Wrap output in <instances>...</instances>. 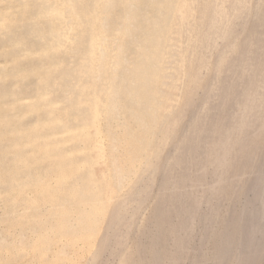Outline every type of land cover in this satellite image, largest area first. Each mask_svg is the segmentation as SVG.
<instances>
[{"label": "bare ground", "instance_id": "obj_1", "mask_svg": "<svg viewBox=\"0 0 264 264\" xmlns=\"http://www.w3.org/2000/svg\"><path fill=\"white\" fill-rule=\"evenodd\" d=\"M248 2L0 0V219L10 217L1 223L0 264H81L84 250L100 264V250L122 237L108 230H128L139 219L136 211L138 219L126 217L128 201L145 203L159 170L153 229L145 233L149 259L144 245L134 246L146 259L139 251L138 264L187 256L194 224L211 226L220 216L203 206H216L238 179L250 195L236 220L212 235L210 255L190 252L188 264L260 262L264 2ZM251 9L258 23L242 43L236 19L240 30ZM126 256L119 254L121 264L137 261Z\"/></svg>", "mask_w": 264, "mask_h": 264}, {"label": "rangeland", "instance_id": "obj_2", "mask_svg": "<svg viewBox=\"0 0 264 264\" xmlns=\"http://www.w3.org/2000/svg\"><path fill=\"white\" fill-rule=\"evenodd\" d=\"M249 2L247 3L248 4V6H249V3L251 2L253 5L251 6V7H253L256 3H255V1L254 0H248ZM254 2V3H253ZM250 3V4H251ZM248 6L246 7V8H248ZM249 8H250V6H249ZM251 12H250V17H249V19H247V21H248V23H246L245 25H246V27H245V29H243L244 28V26L243 27H241L240 28V30H239V19H236L237 21H238V23H237V29H238V31H240V32H242V30H245V32L243 31V35H241V37H240V34H238L239 32L237 31V33H235V34H237V36L239 37L238 39H242V41H240V42H242V43H244V41H245V38H246V36L248 35V33H250L251 31H252V29L254 30V28L256 27V26H254L255 25V23H253V22H256V25H257V23H258V18L257 17H255V16H251V14L253 13L252 12V9L250 10ZM252 15H254V14H252ZM253 17V18H252ZM251 18H252V20H251ZM256 18H257V20H256ZM235 20V19H234ZM237 21H235V22H237ZM252 21V22H251ZM253 25V28H252V25ZM248 25V26H247ZM251 25V26H250ZM249 27L251 28L250 30H249ZM247 29V30H246ZM245 33V34H244ZM242 36H244V37H242ZM240 39V40H241ZM220 47H221V45H220ZM218 49H219V47H218ZM218 49L216 48V51H218ZM215 51V52H216ZM209 65H211V64H209ZM212 66V65H211ZM208 67V65L206 66V68H205V71L207 72V73H205V74H207L208 76V78L207 79H209L211 76H212V71H213V66L212 67ZM247 70V69H246ZM246 70H245V72L244 73H246ZM242 71H244V68L242 69ZM212 73V74H211ZM210 74H211V76H210ZM210 76V77H209ZM214 78V77H213ZM215 79V78H214ZM214 79H212V78H210L208 81L210 82V80H214ZM207 82V81H206ZM208 82V83H209ZM202 88V87H201ZM201 88H199V90L197 91V94L198 95H196V99L195 100H198L199 101V99L198 98H200V97H202L203 96V93H202V91L205 89H203L202 88V90H201ZM202 94V96H201V94ZM198 96V97H197ZM197 101V102H198ZM197 102H195V104H197ZM187 117V116H186ZM184 119L185 120H187L185 117L183 118V121H184ZM182 121V124H184V122ZM186 123V122H185ZM185 125V124H184ZM241 128V129H240ZM242 128L245 130V127H239V129H240V132L241 133H243V132H246V131H244V130H242ZM238 129V130H239ZM239 132V133H240ZM242 135V134H241ZM263 141H264V138H263ZM163 147H165L164 149V151H163V157L165 156V154H164V152L167 154V150L168 151H171V149L170 148H172V145H171V143H169V142H167L166 144H165V146H163ZM237 152H239V151H237ZM236 152V154H238ZM169 153V152H168ZM240 153V152H239ZM167 156H169L168 154H167ZM162 157V155H161V158H158V160L159 159H164ZM168 158V157H167ZM166 157H165V159H167ZM238 160V161H240L241 162V160H242V157H241V155L239 154L238 156H233L232 157V160L234 161V160ZM158 160H156V161H158ZM162 160H160V161H162ZM236 160L234 161L235 163H236ZM232 161V162H233ZM237 161V162H238ZM162 162H164V161H162ZM161 162V163H162ZM166 162V161H165ZM233 162V164H235ZM160 162H158V164H159ZM160 163V165L162 166L164 163H162L161 164ZM232 164V165H233ZM159 165V166H160ZM234 166V165H233ZM235 167V168H234ZM234 167H232L233 168V170L234 171H238L239 172V170H237V166L235 165ZM159 168H162V167H158V169L156 168V170L158 171L159 170ZM149 171H151V169H149ZM156 171V172H157ZM160 171V170H159ZM158 171V172H159ZM146 172H147V170H146ZM145 172V173H146ZM158 172H157V174L155 173V175H154V173H152V176H156L154 179H153V177H152V182H153V180L155 181L154 183H152L151 184V186H150V183H151V180L150 181H148V189H149V187H150V189L148 190L147 189V191L149 192V197L150 198H148V196H147V198H146V200H145V203L143 202H140L138 199L136 200V199H133V201L131 200L130 202L132 203H130L129 201H128V207L129 208H127V214H129L128 216L126 215V217H128V219H129V216H134L133 217V219L132 220H136V219H134V218H137V216H138V220H136L135 221V223L133 222V221H131L130 222V224L128 225L127 224V227L128 226H130L132 223V225L130 226V228H128V230H127V228L125 227L126 225H124V227L123 228H120L121 229V231H119V232H117V231H115V232H113L112 231V228L110 227V229L108 230V228H107V230L110 232V234H111V232H112V235L111 236H115L114 234H116V235H118V236H122L121 237V239H120V242H118V239L116 238V237H112V238H114V239H116V242L118 243H116V242H114L113 241V239L111 238L110 239V246H105L104 248L105 249H101L100 251L103 253H101L100 255H99V257L100 258H98V263H100V264H121V261L120 260H122V257H121V259L119 260V254H122L124 257L127 255V253H128V251L127 250H129L130 252L128 253L129 255H128V257L126 256V258H129V256H130V254H131V256L133 255V253H134V255L132 256V258L131 259H133L134 258V260H131V262L133 261V263H134V261H136L135 263L136 264H138L137 262H141L140 261V258L144 255V253L143 252H148V247L147 246H149V236L148 235H146L145 233H149V232H151V229H153V228H151L153 225H151V224H153V217H154V215H153V211L156 209L155 207H157L156 205H157V201H155L156 200V196H155V198H154V195H156L157 194V192H158V190H157V182H160V180L158 181L157 179H160V173H159V175H158ZM161 172V171H160ZM238 172L236 173V172H234L235 174L234 175H238ZM144 173V174H145ZM149 172H147V174H148ZM146 175V174H145ZM158 175V176H157ZM209 176H210V174H208ZM208 175H207V179H209V177H208ZM144 176V175H143ZM139 180V178L136 180L137 181V183H136V185L138 184V182L140 181H138ZM145 180H147V179H145ZM157 180V181H156ZM143 181H141V182H139V183H142ZM150 182V183H149ZM154 184V185H153ZM139 185V184H138ZM241 186H242V181L240 180V179H238L237 180V182H236V184H235V186H234V188H233V190H232V192L230 191V193H224V194H222L223 196H220L218 199H217V202H216V206L214 205V207H212V205H207V204H205L204 206H203V210H211V208H212V210H214V212H215V214L217 215H219L220 214V216L218 217V218H215L214 220H213V222L211 223V226H210V224L209 225H203L202 226V224L201 223H199V224H194L195 225V230L193 229V232H192V235L193 234H195V235H193V236H191L189 239V242L187 241V252H188V255L186 256V254H184V256L183 255H181V256H179L178 257V259L176 258V263L175 264H188L189 262H190V260L189 259H191L190 257L193 255V253L195 254V253H197V254H200V253H203V255H206V254H209L210 255V252H211V250L213 251V248H214V236L216 237L217 236V234L219 235V233L221 234V232H223L224 231V229L225 230H227V229H230L231 228V222L232 221H234V220H236V218H235V216H236V210H238L239 209V207H240V205H241V203H242V199H245L244 198V196L246 195V196H249L250 195V193H246V194H241L242 193V191H241ZM235 188H236V191H235ZM235 191V192H234ZM156 192V193H155ZM150 194L151 195H153V196H150ZM148 199V200H147ZM136 202H137V204H136ZM140 203H142V204H140ZM154 204H155V206H154ZM135 205H138L137 206V208H136V206ZM154 206V207H153ZM211 207L210 209H209V207ZM206 207V208H205ZM208 207V208H207ZM154 208V209H153ZM214 208V209H213ZM216 208H218V209H216ZM1 209H2V201H0V212H1ZM215 209H216V211H215ZM229 209V210H228ZM157 210V209H156ZM211 210V211H212ZM220 211V212H218L217 213V211ZM134 211H136L137 213H138V215L135 217V213L134 214H132L131 212H134ZM228 211H229V214H228ZM234 213H233V212ZM213 212V211H212ZM156 213V212H155ZM132 214V215H131ZM231 214V215H230ZM215 215V216H216ZM7 216H9V215H7ZM110 216V215H109ZM107 217L108 219L110 218V217ZM222 216V217H221ZM233 216V217H232ZM5 217V219H7V217L6 216H4ZM4 217H3V219L0 221V225H2V224H4L3 222L5 221V219H4ZM219 218H220V220H219ZM230 218V219H229ZM8 219H10V217L8 218ZM7 219V220H8ZM232 219V220H231ZM146 220H148L149 222H146ZM217 220V221H216ZM220 221H222L221 223L223 224V226H222V224L221 223H219ZM226 221V222H225ZM6 222V221H5ZM216 222V223H215ZM2 223V224H1ZM137 223V224H136ZM145 223V224H144ZM231 223V224H230ZM147 224V225H146ZM150 224V225H149ZM201 224V225H200ZM228 224V225H227ZM229 224H230V227H228L229 226ZM108 225V224H107ZM137 225H139V226H137ZM144 225V226H143ZM148 225H149V227H148ZM198 225V226H197ZM225 225H227V229L226 228H224L225 227ZM109 226V225H108ZM143 227V228H141V229H145V227H147L146 228V230L148 229V228H150V229H148V231H146V232H144V230H141L140 229V227ZM208 226H210V227H208ZM1 227V226H0ZM3 227H4V225H2V227L0 228V233H3L4 234V230L2 231V229H3ZM104 227H105V225H104ZM221 227H223L222 228V230H220L221 229ZM211 228V229H210ZM102 230V234L105 236V235H107V232H105L106 231V228H104V232H103V227L101 228ZM119 229V230H120ZM124 229H126V230H124ZM208 229V230H207ZM130 230V231H129ZM204 230V231H203ZM213 230V231H212ZM216 230H217V232H216ZM28 231H29V234H28ZM127 231H129V232H127ZM25 232V234H26V239H31V238H33L32 236H34V234H32L31 233V231L30 230H25L24 231ZM100 232V231H99ZM98 232V233H99ZM143 232H144V234H145V236H144V234H143ZM114 233V234H113ZM125 233V234H124ZM207 233V234H206ZM214 233H216V234H214ZM101 234V232L99 233V235L98 234H96V235H98V236H103ZM120 234V235H119ZM122 234H124V236L122 235ZM127 234H128V236H127ZM150 234V233H149ZM204 234H206L205 235V237H204ZM27 235L28 236H30V237H27ZM32 235V236H31ZM141 235V236H140ZM169 235H170V237H169ZM210 235V236H209ZM212 235H214V236H212ZM98 236H95V237H97L98 238ZM134 236V237H133ZM138 236V237H137ZM143 236V237H142ZM172 236V237H171ZM174 234L172 233V234H168V237L166 236V238H169V239H167L166 241H168L167 243V245H169L170 246V244H172V243H170L171 241L170 240H172L173 238H174ZM14 237H16V235H14ZM94 237V239H96V242L99 244L100 242H101V239H99L98 238V240H97V238H95ZM110 237V236H109ZM108 237V238H109ZM210 237V238H209ZM11 238H13V237H11ZM102 239L104 238V237H101ZM134 239V240H133ZM204 239V240H203ZM202 240V241H201ZM210 240V241H209ZM121 241H122V243H121ZM124 241V242H123ZM133 241V242H132ZM170 241V242H169ZM212 241V242H211ZM108 242V243H109ZM141 244H140V243ZM210 242V243H209ZM9 244V243H8ZM12 244V243H11ZM11 244L9 245V246H11ZM60 244H62L61 242H59L58 244H54L55 245V247L56 246H58V245H60ZM97 244H95L93 247H95ZM124 245V246H123ZM144 245V246H143ZM128 246V247H127ZM134 246H137V247H135L136 249H140L141 248V250L143 251H141V250H135V248H134ZM139 246H143V247H140L139 248ZM172 246V245H171ZM98 246H96V248H97ZM193 247V248H192ZM199 247V248H198ZM96 248H93L92 249V251H94V249H96ZM147 248V249H146ZM198 248V249H197ZM208 248H210V251L208 250ZM212 248V249H211ZM112 249V250H111ZM115 251H114V250ZM132 249H134V251L132 250ZM189 249H190V251H189ZM192 249V250H191ZM105 250V251H104ZM198 250H199V253H198ZM83 251V250H82ZM114 251V252H113ZM127 251V252H126ZM131 251H133V252H131ZM140 251V254H141V257L140 256H137L138 254V252ZM126 252V253H125ZM145 252V254H147V256H145L144 255V257L145 258H148L149 257V252L148 253H146ZM192 253V255H190L191 253ZM207 252V253H206ZM81 253H83V256H82V254H79V255H81V257L78 255V258H79V262L81 261V264H88L89 263V258L92 256V255H89V256H87V254H92L91 252H87V251H83V252H81ZM142 253H143V255H142ZM85 254V255H84ZM136 254V255H135ZM139 254V255H140ZM209 255H207V258H208V262H211L212 261V259H211V257L209 256ZM117 256V257H116ZM89 257V258H88ZM137 259H136V258ZM140 257V258H139ZM144 257H142V259H143V261L145 262L146 261V259H144ZM189 257V258H188ZM77 258V259H78ZM7 259H9V260H7ZM12 259V258H11ZM10 257L9 258H6L5 259V262L6 263H9L10 262ZM80 259H83V260H80ZM100 259V260H99ZM124 259V258H123ZM138 259H139V261H138ZM149 259V258H148ZM224 259H226V258H224ZM223 259V260H224ZM12 260H14V259H12ZM11 260V261H12ZM210 260V261H209ZM129 261H130V259H129ZM147 261H149V260H147ZM227 261L228 260H226V261H223L224 263L223 264H226L227 263ZM14 262V264H16L18 261L17 260H14L13 261ZM20 262V261H19ZM18 262V263H19ZM78 262V263H79ZM102 262V263H101ZM180 262V263H179ZM260 262L262 263V264H264V255H263V257H261V260H260ZM260 262H258L257 264H261ZM134 263V264H135ZM220 263H222V261L220 262ZM219 263V264H220ZM89 264H91V262L89 263ZM93 264V263H92Z\"/></svg>", "mask_w": 264, "mask_h": 264}, {"label": "snow or ice", "instance_id": "obj_3", "mask_svg": "<svg viewBox=\"0 0 264 264\" xmlns=\"http://www.w3.org/2000/svg\"><path fill=\"white\" fill-rule=\"evenodd\" d=\"M262 2H264V0H262ZM175 183L177 185V188H179V180H178V178L176 179Z\"/></svg>", "mask_w": 264, "mask_h": 264}]
</instances>
